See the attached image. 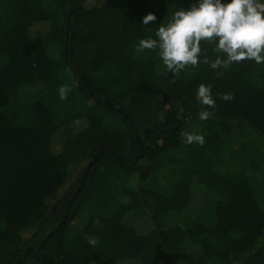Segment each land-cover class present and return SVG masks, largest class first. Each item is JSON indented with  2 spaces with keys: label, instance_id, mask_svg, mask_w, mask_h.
Instances as JSON below:
<instances>
[{
  "label": "trees",
  "instance_id": "trees-1",
  "mask_svg": "<svg viewBox=\"0 0 264 264\" xmlns=\"http://www.w3.org/2000/svg\"><path fill=\"white\" fill-rule=\"evenodd\" d=\"M195 3L0 0V264H264V80L255 77L264 63H200L176 78L158 50L135 51ZM149 13L156 21L145 26ZM213 47L201 44V61L216 58ZM200 84L216 101L207 121L198 118ZM63 85L71 91L61 100ZM199 126L200 154L181 136ZM94 156L66 222L46 238ZM164 159L171 167L158 177Z\"/></svg>",
  "mask_w": 264,
  "mask_h": 264
},
{
  "label": "clouds",
  "instance_id": "clouds-1",
  "mask_svg": "<svg viewBox=\"0 0 264 264\" xmlns=\"http://www.w3.org/2000/svg\"><path fill=\"white\" fill-rule=\"evenodd\" d=\"M156 21L152 13L143 17L142 23L147 26ZM157 39H141L136 52L158 50V57L162 61L167 73L178 78L186 68L198 67L200 63L209 65L211 69L226 70L233 63L246 60L257 64L264 63V2L262 0H197L187 10L181 8L174 12L167 25H161L155 32ZM214 45L212 48L216 58L210 61L207 55L201 61L203 51L201 44ZM35 66V65H34ZM175 83V79L172 80ZM71 88L63 85L59 88L61 100L67 98ZM196 99L204 108L198 112L201 121L214 117L216 101L211 94L210 86L200 84ZM220 99L231 102V93L221 94ZM184 108L179 107L177 119L183 117ZM183 142L187 145L203 146V135L189 131L181 133ZM98 228L102 227L99 219L93 222ZM86 242L96 247L99 237H84Z\"/></svg>",
  "mask_w": 264,
  "mask_h": 264
},
{
  "label": "rangeland",
  "instance_id": "rangeland-1",
  "mask_svg": "<svg viewBox=\"0 0 264 264\" xmlns=\"http://www.w3.org/2000/svg\"><path fill=\"white\" fill-rule=\"evenodd\" d=\"M86 1H87V2H91V1H94V0H86ZM50 55L54 58V60H55L57 63H61V62H62V61H61V57H62V56H61V55H62V51H61V49H59V48H57V47H56V48L54 47L53 49H51V51H50ZM65 72H66V74L68 75L69 80H70V81L74 84V86H75L76 81H75V79H74V77H73V75H72V72L69 71V70H66ZM255 77H256V80H257L258 82H261V81L264 80V64H262V65L257 69L256 74H255ZM69 131H70V127H69V126H63V127H62V132H64L65 134L69 133ZM187 131H189V132H191V133H194V134L203 135L204 138L206 137L205 134H207V131H206L205 129L201 128L200 126H199V127H190V128H188ZM244 141H245V139H238V140H236V141L231 142V143H230V146L233 147V148L238 147L239 145L243 144ZM254 143H257V141H254ZM258 145H259V149H260V151H263V152H264V141L258 143ZM190 146L192 147V149L197 150V151H198V154H200V152L202 151V149H206V147H205V143L203 144V146H200V145H197V144H191ZM144 163H145V161H143L141 164H144ZM86 165H87V163L85 162V163H83V164H81V165H77V166H75V167L73 168V170H72V175H71V181H70V184H73V183L76 181V178H77V177L82 173V171L86 168ZM216 165H217V164H216ZM170 167H171V165H170V163H169V160H168V159H164L161 168H160L159 170H157V172L155 173L156 176H158V177H164V176H167ZM262 181H263V180H262ZM262 181H261V182H262ZM70 188H71V185H69V186H68V185H65V186L63 187V189H62V191H61L60 194L63 195V194H67V193H69ZM261 190L264 191V181H263V184H262V186H261ZM202 198H203V197H200L199 199L202 200ZM140 227H141V228H145V227H146V224H145L143 221H140ZM27 235H28V234H27ZM26 239H27V238H26Z\"/></svg>",
  "mask_w": 264,
  "mask_h": 264
},
{
  "label": "water",
  "instance_id": "water-1",
  "mask_svg": "<svg viewBox=\"0 0 264 264\" xmlns=\"http://www.w3.org/2000/svg\"><path fill=\"white\" fill-rule=\"evenodd\" d=\"M68 23H69V16L67 17V26H68ZM67 32H68V27H67V30H66V38H67ZM65 44H66V43H65ZM64 50H66V45L64 46ZM81 80H82V82L84 83V85L87 87V89L89 90L88 85L86 84L85 80H84L83 78H82ZM89 91H90V90H89ZM105 103H106L107 105H110L108 101H105ZM115 110H116L118 113H120V114L123 115V112H122L120 109H115ZM124 118L127 120L126 116H124ZM136 141H137V143L139 144V139H138V137H136ZM141 153H142V150H141ZM96 158H97V156H94L93 160L88 164V166H87V168H86V170H85V173H84V175H83V177H82V179H81V181H80V183H79V185H78L76 191L73 193V195H72V197H71V199H70V201H69L68 208H67V210H66V212H65L64 218L62 219L61 223L56 227V229H55L54 231H52L51 233H49V234L47 235L46 238L50 237V236H51L56 230H58V229H59V228H60V227L66 222V218H67V216H68V210L70 209V205H71V203L73 202V200L75 199V197L77 196V194L81 191V189H82V187H83V185H84V182H85V180H86V177H87V175H88V173H89V171H90L92 165H93L94 162L96 161Z\"/></svg>",
  "mask_w": 264,
  "mask_h": 264
}]
</instances>
